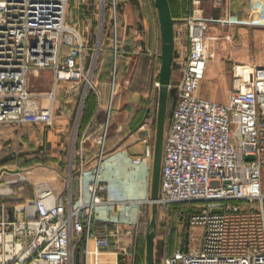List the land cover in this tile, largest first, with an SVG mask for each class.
Here are the masks:
<instances>
[{
	"label": "built area",
	"instance_id": "obj_1",
	"mask_svg": "<svg viewBox=\"0 0 264 264\" xmlns=\"http://www.w3.org/2000/svg\"><path fill=\"white\" fill-rule=\"evenodd\" d=\"M209 1L214 8L223 3ZM68 7L69 0H0V128L53 123L54 93L29 87L30 76L41 70H51L55 80L83 83V101L88 89L96 88L92 74L103 38L111 42L114 76L120 49L118 1L77 0L75 19ZM215 22L228 26L231 20L206 15L202 1L193 0L174 33L181 65L177 80L168 86V91L174 90L175 104L164 128L158 196L140 202L162 208L184 205L178 225L183 235L160 264H264V65L233 61L225 102L198 95L210 57L209 41L217 37L208 33ZM93 33L95 55L86 68L84 51ZM155 55L160 59L159 48ZM153 86L155 97L158 80ZM114 87L112 80L111 90ZM107 126L105 121L91 170L83 161L87 137L80 141L75 193L72 172L58 192L47 181L31 183V169L4 171L0 264H75L78 246L81 264H121L122 255L135 264L132 230L120 224L109 229L97 213L105 204L100 167ZM153 146L144 139L143 153L132 163L152 160ZM26 182L33 196L11 204ZM112 219L116 216L105 221ZM186 222L190 233L184 251Z\"/></svg>",
	"mask_w": 264,
	"mask_h": 264
},
{
	"label": "crops",
	"instance_id": "obj_2",
	"mask_svg": "<svg viewBox=\"0 0 264 264\" xmlns=\"http://www.w3.org/2000/svg\"><path fill=\"white\" fill-rule=\"evenodd\" d=\"M178 1L169 0L171 13L175 18L174 33L177 32L181 20L189 14L193 6V0H185L184 3ZM201 1L203 7L205 8L206 15H213L217 20L222 18L231 20V23L228 26H221L217 22L213 23L209 29V34L216 35L215 29L217 27H227L228 33L226 37L229 39H233L236 36L239 37V35L243 33V30L248 26H251L253 28L264 29V15L261 19L250 18V16H252V14L254 13L257 14L258 12H262V14H264V0H223L222 5L216 8L211 5L209 0H207L208 7H206V3H204V0ZM71 17L74 18L75 16L71 15ZM120 20L121 15L119 16V22ZM129 31L131 32V30ZM130 32H128V35H126L125 30L119 26L118 37L120 41V51L122 52L121 59L126 64V68H123V70H120V68L116 70L115 66L114 76L112 75L113 53L111 42L108 40V38H105V41L103 40V42L101 43L102 51H104V48H108L107 50L111 51L112 53L111 65L109 64L105 68V71L107 72V79H109L110 82L112 80L115 81V87L113 90H111L110 88L104 101H101L100 94L97 88L98 81L96 78L93 80V83L96 86V88L94 89L96 92V105L92 115L90 117L88 116V118L85 119L84 122H80L81 112L85 100L84 99L82 101V95L79 101V106L76 110L74 120L71 116L70 109L64 108L63 110H59L58 108L59 103L63 98H67L70 100L73 96L71 95V93L68 96L63 95L64 86L73 87V85L78 83L71 81L55 80L53 72L49 69L41 70L39 72V74H45V79L43 80H39V74L37 76H30V78L34 77V86L39 85L41 82L42 84L46 82L47 84H49V87L46 90L32 89L33 91H51L54 93L53 123H56V121H64L65 124H63V130L65 131L68 127V120L72 121V129L70 134L72 135L73 132L75 134L73 151L71 153L73 168L72 172L75 176V181L77 177V169L80 163V156L77 153L80 149V141L84 136L87 137V140L84 142L82 148L83 161L86 168L88 170H91L95 165L96 156L98 153L99 146L97 140L102 135L104 123L105 121H107L108 126L103 147L104 156L100 167L101 178L103 184L105 185V190L103 192L105 204L99 206L97 213L101 222H105V225L109 229H114L118 224L124 225V227L129 228L130 222H133V219L135 217V209L133 208V206L140 204V202L146 198H150L153 158L150 161L143 160L139 164H133L132 158L141 156L143 151L140 153L131 152L130 148L137 142H141L143 145L144 139L152 140L154 144L157 122L158 96L154 97V94H157V92L154 86H148L150 84L149 80L147 83L148 85L146 84L145 87L143 86L141 80H137L139 79L137 72L139 66L138 59L140 53L138 49H141V46L144 44H142L143 42H141V38L135 37V30L134 32ZM231 34H233V36L228 37V35ZM158 48L159 46L150 47L148 51L149 59H152L155 64L156 61H158V57L155 55V51L158 50ZM173 54V63H175L177 62L176 57L178 56L177 58H179L175 44ZM93 55H95L93 45L91 43H88V46L84 51V62L86 68L91 65ZM127 60H132V69L130 71L129 77L124 78L123 82L129 83V87L127 89L117 88L122 76L125 75L126 69H129L127 68V65L130 62H127ZM239 61L250 62L257 65H264V61L254 62L247 60L246 58H240ZM117 62L118 61L116 56V64ZM103 65V62L99 64V72L97 73V78L98 74H100V71L103 69ZM179 68L180 66L176 70L178 74L176 78L174 76L172 77L171 75L172 81L177 80L179 76ZM155 76L156 74L154 72L153 78H155ZM135 77L137 78L135 79ZM57 113H60V115H57ZM53 123L48 127L28 123L18 125H6L5 130L0 131V149H2L4 146L9 145L8 142L11 137L9 135L14 134H10V132L17 131L20 127H23L24 125H32L34 130H37L34 131V135H36L35 140L37 141L38 145L37 153L40 154L44 152L46 154L50 152L49 148L51 149L53 145L51 142L52 132L49 130ZM44 130L45 132H43ZM42 132L44 134L43 137ZM77 187L78 183L76 181L75 188L71 187L73 193L77 191ZM54 188L58 192H61L63 190H58L55 186ZM108 216H116V219H112L110 222H106L105 220ZM179 230L180 229H178V236L181 237L183 235L182 230ZM112 241L114 242V240ZM115 244L116 243L114 242V245ZM120 262L121 264H128L129 258L127 256L122 255Z\"/></svg>",
	"mask_w": 264,
	"mask_h": 264
},
{
	"label": "rangeland",
	"instance_id": "obj_3",
	"mask_svg": "<svg viewBox=\"0 0 264 264\" xmlns=\"http://www.w3.org/2000/svg\"><path fill=\"white\" fill-rule=\"evenodd\" d=\"M178 1V0H177ZM185 0H179L178 2L184 3ZM206 7H208L207 0H204ZM77 0H69L68 15H72L76 11ZM119 14L121 15V20L118 23V35H119V26L125 30L126 35H128L129 30L131 32L136 31L135 37L141 38L143 42L141 49L139 50V56L144 57V52L149 51L150 43L153 42L152 46H159L160 40L158 39V18L157 10L154 6V0H119ZM262 6V5H260ZM259 13V14H258ZM254 13L250 16L251 19H261L263 18L262 12ZM256 14V15H255ZM119 15V16H120ZM93 26L95 24H92ZM92 26V31L94 27ZM227 27H217L215 29L216 39L209 41V59L207 63V68L203 79L201 80L199 89L197 91L198 95L215 100L218 102H225L229 95V88L231 83V66L233 61H239L240 58H246L247 60L254 62L264 61V29L262 28H253L247 27L243 30V33L239 37H234L229 39L226 37L228 33ZM130 32V33H131ZM93 38H90L89 44L93 45V48L96 46V39L93 33ZM119 39V37H118ZM85 41V40H84ZM120 42V41H119ZM95 45V46H94ZM146 46V47H145ZM134 56V55H133ZM139 57V58H140ZM178 57V56H177ZM176 57L174 63V77H177V68L181 65L180 58ZM130 62L127 65L125 75L122 76L119 85L117 88L127 89L129 83H125L124 78H128L130 71L132 69V60H127ZM211 64V65H210ZM212 67H210V66ZM145 67L140 68V72L143 75L146 73ZM45 74H39V80L45 79ZM137 77H135L136 79ZM138 81L141 80L143 86L147 84V77L139 76ZM34 77H31L29 80L30 89L37 90H46L49 87V84L42 82L39 85H33ZM144 80V82H143ZM93 81V80H92ZM121 84V85H120ZM67 90V91H66ZM84 90V84L78 83L70 86H64L63 95L68 96L70 93L72 98L65 99L63 98L59 103V110L68 108L71 111V116L76 115V110L79 106V101L81 99L82 92ZM173 104L170 103L168 107V113H170ZM60 115V113H57ZM169 114L167 115V117ZM166 117V118H167ZM166 122V121H165ZM64 121L54 122L49 130L52 132V148L48 153H37L38 145L35 140L36 135H34V130L32 125H24L20 127L17 131H12L9 136V142L7 146H4L0 149V179L5 175L4 171L9 170H26L31 169L32 174L30 175L31 183L36 181H47L55 186L58 190L64 188L65 179L69 176V173L72 172L73 168L69 166L70 154L73 151L74 145V132L71 133L72 121L68 120V127L64 131ZM0 131L5 130V126L0 128ZM7 129V128H6ZM75 129V126H74ZM45 132V130L43 131ZM42 132V137H43ZM13 135V137H12ZM20 139V140H19ZM131 152H142L143 145L141 142H137L130 148ZM4 173V174H3ZM2 174V176H1ZM2 183V182H0ZM72 188H75L76 181L75 176L72 174V180L70 183ZM262 186L264 189V173L262 175ZM18 197L13 198L9 202L11 204H18L24 198H29L33 195L32 185L26 182L23 185V191L17 192ZM177 205V206H176ZM184 206V205H182ZM135 209L136 222H130L129 228H133L132 233L134 236V243L137 241L139 250L145 249V234L147 231L148 224L151 219L152 208L151 204H138L133 206ZM189 208V207H188ZM180 205L179 204H170L165 208L158 206L157 213V233L155 238V250L154 258L155 264H160L164 254L169 253L170 247V236L176 229L178 231L179 223L178 216ZM185 218V215H184ZM184 220V219H183ZM125 224V223H124ZM193 230V228H192ZM193 232L199 233L198 228H194ZM191 238V237H190ZM164 243L166 245V250L164 251ZM145 255V253H144ZM145 264V263H144Z\"/></svg>",
	"mask_w": 264,
	"mask_h": 264
},
{
	"label": "water",
	"instance_id": "obj_4",
	"mask_svg": "<svg viewBox=\"0 0 264 264\" xmlns=\"http://www.w3.org/2000/svg\"><path fill=\"white\" fill-rule=\"evenodd\" d=\"M160 33V66L158 71V107L154 140L153 166L150 186V198L156 199L159 191L160 168L162 157V142L168 107V86L171 82L173 53H174V21L169 0H154ZM247 156L246 159H252ZM151 219L145 234V264H155L154 250L157 229L158 206L151 204ZM189 223L186 222L184 231V251H187L190 233Z\"/></svg>",
	"mask_w": 264,
	"mask_h": 264
},
{
	"label": "trees",
	"instance_id": "obj_5",
	"mask_svg": "<svg viewBox=\"0 0 264 264\" xmlns=\"http://www.w3.org/2000/svg\"><path fill=\"white\" fill-rule=\"evenodd\" d=\"M117 1H119V0H117ZM158 33H159V31H158ZM158 39L160 40V33L158 34ZM103 40L105 41V38L102 39V42H103ZM149 44H150V47H154V46H152L153 42L150 43V41H149ZM107 49L108 48H106V49L104 48V51H102L101 49L99 50L98 56H97V60H96V64H95V68H94L93 75H92V80H94L96 78L97 81H98L97 82L98 83V87L97 88H98V91H99V94H100L101 101H104V99L107 96L108 91H109V89L111 87V82H110L109 79H107V72L105 71V68L109 64L111 65L112 53H111V51H109ZM159 49H160V43H159ZM121 58H122V52L119 49V51L117 53V61L118 62L116 64V70H118L119 68H120V70H123V68L124 69L126 68V64L123 62V60ZM101 62H103L104 65H103V69L100 71V74H98V78H97V73L99 72V64ZM159 63H160V59L159 58H158V61H156V64L154 63V61L152 59H149L148 50H146L144 52V57H140L138 59V65H139L138 66V72H137L138 73V77L139 76L147 77V81L146 82L148 83V80L150 81V84L149 85L147 84L148 86H153L154 81L158 80ZM141 66L145 67V69L146 68L149 69V70H146V73L144 75H143L142 72L139 71ZM173 71H174V63L172 64V74H171L172 77L174 76L173 75ZM154 72L156 74L155 78H153ZM143 82H144V80H143ZM170 103L173 104V107H174V104H175V101H174V90L168 91V107L170 106ZM95 105H96V92H95L94 89H88L86 97H85V100H84L82 112H81L80 122L81 121L84 122L85 119L88 118V116L90 117L92 115V113L94 112ZM168 107H167V115L169 114V116L167 117V115H166L167 118H166L165 124L169 121V118H170L172 110H173V107H172L170 113H168ZM72 174H73V172H72ZM182 207L183 206L180 205V209ZM180 209H179V212H180ZM178 223H182L181 215L178 216ZM178 237H179L178 236V231L175 229L174 232L170 236V242H169V247H170L169 251L170 252L173 251L178 246V243H177L178 242ZM137 246H138L137 241H135V243H134L135 264H144L145 263V255H144L145 249H144V251L143 250H139V248ZM165 250H166V245L164 243V251ZM81 257H82L81 246H78L77 250H76V253H75V264H81Z\"/></svg>",
	"mask_w": 264,
	"mask_h": 264
}]
</instances>
